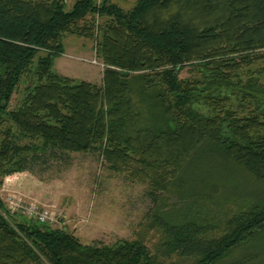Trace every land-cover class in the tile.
I'll list each match as a JSON object with an SVG mask.
<instances>
[{"label":"trees","instance_id":"trees-1","mask_svg":"<svg viewBox=\"0 0 264 264\" xmlns=\"http://www.w3.org/2000/svg\"><path fill=\"white\" fill-rule=\"evenodd\" d=\"M135 4L0 0V264H264V84L242 78L264 61V0ZM70 35L96 41L101 83L55 70ZM96 152L148 183L131 239L87 245L1 196Z\"/></svg>","mask_w":264,"mask_h":264},{"label":"rangeland","instance_id":"rangeland-1","mask_svg":"<svg viewBox=\"0 0 264 264\" xmlns=\"http://www.w3.org/2000/svg\"><path fill=\"white\" fill-rule=\"evenodd\" d=\"M75 1L67 0L68 6ZM111 1L125 9L135 6L137 2ZM99 21L102 22V19ZM95 42L84 37L68 36L64 40L65 51L55 61V70L76 80L85 79L101 83L104 64L96 56ZM262 67L264 61L260 60L250 70L244 69L242 78H258V81L264 84V71L259 73ZM180 73L182 78L196 75L189 65ZM23 94L24 91L20 88L13 95L11 109L18 104ZM259 97L264 107V96ZM239 101L240 98L235 97L234 106ZM195 107L206 114L210 112L203 102ZM148 189V183L132 179L126 171L112 170L105 159L96 152L73 154L67 165H54L37 175L27 173L16 176L4 184L1 196L8 207L11 205V199H15L50 209L54 216L49 222L52 228L66 226L87 245H112L124 238H133L138 225L145 220L146 214L154 205ZM15 209L14 213L19 212L25 217H30L21 207Z\"/></svg>","mask_w":264,"mask_h":264},{"label":"built area","instance_id":"built-area-1","mask_svg":"<svg viewBox=\"0 0 264 264\" xmlns=\"http://www.w3.org/2000/svg\"><path fill=\"white\" fill-rule=\"evenodd\" d=\"M101 0H97V3L100 4ZM12 203L14 204L12 206ZM24 203V204H23ZM16 207H21V209H23L26 214L29 216H33L34 218H36L37 220H39L40 222H50L53 220L54 216L53 213L51 212L50 209L48 208H39L35 203H28L26 204L24 201H18V200H12L11 199V205L10 208L11 210H16Z\"/></svg>","mask_w":264,"mask_h":264},{"label":"crops","instance_id":"crops-1","mask_svg":"<svg viewBox=\"0 0 264 264\" xmlns=\"http://www.w3.org/2000/svg\"><path fill=\"white\" fill-rule=\"evenodd\" d=\"M89 81V80H88Z\"/></svg>","mask_w":264,"mask_h":264}]
</instances>
